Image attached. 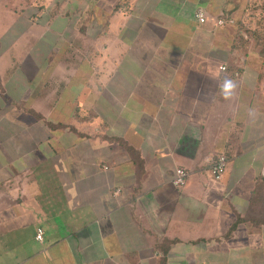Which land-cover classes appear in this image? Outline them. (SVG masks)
<instances>
[{
  "label": "crops",
  "instance_id": "1",
  "mask_svg": "<svg viewBox=\"0 0 264 264\" xmlns=\"http://www.w3.org/2000/svg\"><path fill=\"white\" fill-rule=\"evenodd\" d=\"M28 1L0 0V264H264V0Z\"/></svg>",
  "mask_w": 264,
  "mask_h": 264
},
{
  "label": "built area",
  "instance_id": "2",
  "mask_svg": "<svg viewBox=\"0 0 264 264\" xmlns=\"http://www.w3.org/2000/svg\"><path fill=\"white\" fill-rule=\"evenodd\" d=\"M196 17L198 19V22L200 24H205L208 22V16L205 13L204 10H198L196 13ZM228 22H231V19L226 20L225 18H219L217 20V25L219 26H225L228 24ZM220 69L222 71H225L227 69L226 65H222L220 66ZM228 165V159L227 156L224 154H220L219 156H217L215 159L212 160V167H211V172L212 174L216 177V178H220L226 171ZM262 174L264 175V167L262 169ZM190 173L188 172L187 169L185 168H177L176 172H175V176L173 178V183L178 186V187H182L186 184L188 177H189ZM36 238L38 241L42 242L44 239V229L43 228H38L37 229V235Z\"/></svg>",
  "mask_w": 264,
  "mask_h": 264
},
{
  "label": "rangeland",
  "instance_id": "3",
  "mask_svg": "<svg viewBox=\"0 0 264 264\" xmlns=\"http://www.w3.org/2000/svg\"><path fill=\"white\" fill-rule=\"evenodd\" d=\"M57 1H60V0H48L47 2H45L44 1V3L43 2H41L40 0H31V1H28V2H26V4H29V3H33V4H30L29 6V8L27 9V10H29V11H32V10H38V8H37V6L38 5H41V7L42 8H45L46 10H49L50 8H55V5H56V3H57ZM71 2V0H67L66 1V3H70ZM73 5H78V2H73ZM86 18H88V17H82V20L84 19L86 22H90V20H86ZM103 18L104 17H102L101 18V23H103L104 22V20H103ZM96 19H98V18H96ZM18 34H16V36H17ZM84 40H86V38H84L82 41H79L77 44H81V45H77L76 44V48L75 49H78V50H83L84 51V49L82 48V47H85L86 46V43L89 45L90 43H88V42H86V41H84ZM26 49H28V48H26ZM73 50V51H75V52H77L76 50ZM27 51V50H26ZM73 51H70V52H73ZM61 52H59L58 53V56H59V54H60ZM72 56H73V54H72ZM74 57L75 58H78L77 57V54H74ZM79 59V58H78Z\"/></svg>",
  "mask_w": 264,
  "mask_h": 264
},
{
  "label": "trees",
  "instance_id": "4",
  "mask_svg": "<svg viewBox=\"0 0 264 264\" xmlns=\"http://www.w3.org/2000/svg\"><path fill=\"white\" fill-rule=\"evenodd\" d=\"M129 2H128V0L127 1H124V0H122V1H120L116 6H115V9H114V11L115 12H117V11H119V9L120 8H124V7H126L127 5L126 4H128ZM225 19L226 20H229L230 19V17L229 16H225ZM263 19L264 18H257V21H259L258 23H263L262 21H263ZM230 22H228V24H229ZM243 24L245 23V22H242ZM39 115V114H38Z\"/></svg>",
  "mask_w": 264,
  "mask_h": 264
},
{
  "label": "clouds",
  "instance_id": "5",
  "mask_svg": "<svg viewBox=\"0 0 264 264\" xmlns=\"http://www.w3.org/2000/svg\"><path fill=\"white\" fill-rule=\"evenodd\" d=\"M232 87H233V84L231 81H225V85H224L225 93H227L228 90H230Z\"/></svg>",
  "mask_w": 264,
  "mask_h": 264
}]
</instances>
